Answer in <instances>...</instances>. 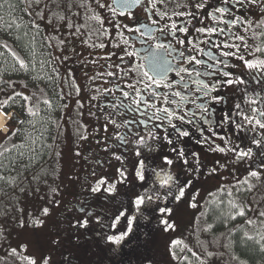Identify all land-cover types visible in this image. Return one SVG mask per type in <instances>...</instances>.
I'll return each instance as SVG.
<instances>
[{"label":"flooded vegetation","instance_id":"1","mask_svg":"<svg viewBox=\"0 0 264 264\" xmlns=\"http://www.w3.org/2000/svg\"><path fill=\"white\" fill-rule=\"evenodd\" d=\"M106 5L109 24L101 19L100 24L108 39L99 46L93 45L95 41L90 45V37L85 35L81 39L90 46L87 69L76 78L71 66L67 67L80 90L75 103H83L80 97L84 94L88 103L82 123L89 114L97 121V131L91 129L94 145L89 144L87 130L82 138L87 147L84 157L90 163L85 177L91 184L88 189H104L106 194L116 189H151L146 199L159 200L163 206L173 199L169 189L175 190L181 183L169 173L170 160L178 166L189 162L207 168L200 156L203 151L219 154L213 161L215 168L209 169L220 178V186L214 189H236L238 183L262 187L264 0H139L127 10L116 7L113 0ZM78 52L75 50V57ZM249 64L255 67L249 68ZM38 87V97L33 93L34 111L43 121H34L32 135L17 143L19 158L34 162L31 169L19 167L16 175L20 176H38L66 146L69 106L54 103L63 113L57 129L55 118L53 123H45L48 114L39 106L45 86ZM49 101L45 100L48 106ZM13 118L22 123L9 124L10 134L28 136L24 118ZM51 127L49 138L45 134ZM159 154L161 162L154 159ZM156 164L164 166L163 173ZM129 171L137 180L127 185ZM168 180H174L173 185ZM228 180L233 181L232 187L226 185ZM133 199L130 191L115 197L75 194L60 220L72 234L70 249L73 244L77 250L66 246L59 255L60 264H80L81 256L101 253L100 249L89 250L93 248L90 242L101 245L118 233L136 242L118 249L116 256L110 254L108 262L134 264L142 257L144 252L136 248L153 223L144 211L140 216L145 222L139 228L135 227L138 212L131 221L125 218ZM85 223L87 227H83ZM79 233L82 239L77 242L74 238Z\"/></svg>","mask_w":264,"mask_h":264},{"label":"rangeland","instance_id":"2","mask_svg":"<svg viewBox=\"0 0 264 264\" xmlns=\"http://www.w3.org/2000/svg\"><path fill=\"white\" fill-rule=\"evenodd\" d=\"M22 1L25 11L17 9V5L12 3L8 13L0 16V75L1 79H13L11 85L5 83L0 89V102H10L7 109H14L4 111L10 118L6 128L0 131V145L10 133L9 124H14V115L22 116L28 128V136L14 132L12 137L16 143L32 135L34 121H43L34 111L37 105L33 93L38 97V84L45 86V90L41 91L46 99L39 105L41 111L48 114L45 123H53L52 119L57 120L63 115L54 106L55 103L69 106L67 116L70 126L64 150L42 171V187L39 175L21 181L11 174L7 178L0 175V264H60V253L66 246L70 249L73 239L70 229L60 219L74 195L93 193L96 197H115L129 191L134 199L125 212V218L131 221L138 212L135 227L139 228L145 222V218L140 216L144 211L148 214V222L153 223V227H148L151 229L149 235L142 236L144 241L141 246L136 244V249L144 254L141 253L142 257L137 258L134 264H264V177L263 186L258 189L244 183H238L236 189H214V186H220V178H215L209 169L215 168L213 161L219 154L215 156L207 151L200 154L201 160L207 161V168H199L189 162L178 166L170 160L172 168L169 173L173 179L179 177L181 183H177V189H169L174 194L171 196L173 199L169 198V203H163V206L159 200L146 199L147 195L149 197L146 193L153 192L151 189H116L110 194H106L104 189H88L91 184L85 181V177L90 163L84 157L87 147L82 138L86 137L87 130L91 139L89 144L93 142L91 129L97 131V121L93 115L85 114L86 125L82 123L83 108L88 103L84 102L85 94L80 97L83 103H75L80 90L67 67L71 66L76 78L87 69L85 60L90 46L81 39L85 35H89L90 45L95 41L93 45L99 46L108 39L107 32L102 29L103 24H100V19L109 24L106 21L107 12H104L106 8L103 7L107 6L108 0ZM75 50L79 51V57L74 56ZM21 63L26 67H20ZM9 64H13V69L8 67ZM49 99L47 103L50 107L45 103ZM30 112L35 115H30ZM56 123L55 128L61 124L60 120ZM51 128L45 134L48 133L49 138L53 135ZM154 159L161 162L162 157L159 154ZM6 164L2 167L6 168ZM155 168L159 171L163 168L161 173L164 172V166L156 164ZM224 171L219 175H223ZM131 175L132 171H129L127 185L137 180ZM167 182L173 185L174 180ZM232 183L228 180L226 185L232 187ZM11 186L12 189H9ZM143 193L146 195L143 196ZM140 200L144 203L138 207ZM212 203H226L230 212L225 213L222 220L216 219V206ZM210 204L213 208L211 218L208 216ZM241 212L244 214L241 215ZM125 224L124 228H127ZM235 234L242 237L240 250L234 240ZM121 236H124L123 233H118L114 239L118 240ZM80 237L82 239L79 233L74 240L79 242ZM112 240H104L101 245L90 242L93 248L89 250L100 249L101 253L81 256L80 264H110V254L116 256L125 246L136 242L129 236L119 244L111 243ZM247 244L259 249V260L256 262L241 256V250ZM76 248L71 244L70 250L76 251Z\"/></svg>","mask_w":264,"mask_h":264},{"label":"trees","instance_id":"3","mask_svg":"<svg viewBox=\"0 0 264 264\" xmlns=\"http://www.w3.org/2000/svg\"><path fill=\"white\" fill-rule=\"evenodd\" d=\"M12 3L17 5V9L23 8L25 11V6H24V3L22 0H0V16L4 15L5 12L8 13V10L11 9L10 5ZM19 45H20V43H19ZM8 50L11 51L10 49H8ZM23 57L25 58V56H23ZM8 67L13 69V64H9ZM1 73H2V71L0 70V74ZM12 80H13L12 78H6V77L1 79V75H0V89L3 88V84H5V83L11 85ZM3 99H5V95L3 96ZM12 135L13 134H9L4 139V142H2V144L0 145V169H2V171H0V175L4 178H7L9 176V174H11L13 177H16L17 181H19V180L21 181V179H24V178L34 177V176H27L26 174L21 175V176L18 174L16 175L17 169L21 168L24 171L26 169H31L34 162H27L26 163V161H24L25 162L24 163L23 160L21 158H19L20 154L17 152V149H16L17 143L13 140ZM41 160L42 159H40V162H39L40 165H41ZM4 163H7L6 168L2 167L3 166L2 164H4ZM41 177H42V172H40L39 176H38V178H39L38 180L40 183L39 185L42 187L43 181L40 180ZM12 187L13 186H11L9 189H12ZM212 204H215V203H212ZM212 204H210L211 207L208 208L209 209L208 216L210 218L212 216L211 214L213 213ZM221 204L222 205L215 204V206H216L215 218L222 220L225 213L230 212V208L228 207V205H226V203H225V205L223 203H221ZM212 219H214V217ZM234 236H235L234 240L236 241V243L238 245V249H239V248H241L239 245H240V239L242 237L239 238L238 234H235ZM245 247H246L245 249L241 250V253H240L241 256H244V257L247 256L249 258V260H251V262H256L257 260H259V253L260 252H258L259 249L257 247H254L252 244H247ZM263 255H264V253L262 254V256Z\"/></svg>","mask_w":264,"mask_h":264},{"label":"snow or ice","instance_id":"4","mask_svg":"<svg viewBox=\"0 0 264 264\" xmlns=\"http://www.w3.org/2000/svg\"><path fill=\"white\" fill-rule=\"evenodd\" d=\"M227 2H228V0H225V3H227ZM221 14L223 15V14H226V13L222 12ZM225 46L227 47V45H225ZM189 62H192V61H189ZM167 63H171V62H167ZM20 67L24 68V67H26V65H24L23 63H21V64H20ZM248 67H249V68H253V67H255V66L249 64ZM145 75H147V73H145ZM241 83H242V81H241ZM156 86H157V87H160L161 85H160L159 83H157ZM17 95H19V94H17ZM125 98H126V97H125ZM12 99H15V97H13ZM24 99L27 100L28 98H27V97H24ZM9 104H10V102H7V103H6V102H0V114H5V113H4V109H5V108H8V107H9ZM204 110L206 111V109H204ZM29 114H30V115H35V113H31V112H30ZM5 115H7V114H5ZM13 122H14V123H22V121H19L18 118H13ZM182 135H186V134H182ZM143 203H144L143 200H140V201L137 202V206L139 207V206H141ZM240 214L243 215L244 213L241 212ZM45 215H47V212H45ZM83 227H87V224L85 223V224L83 225ZM124 239H126V236H121L118 240H112L111 243H113V244H119V243H120L122 240H124Z\"/></svg>","mask_w":264,"mask_h":264},{"label":"water","instance_id":"5","mask_svg":"<svg viewBox=\"0 0 264 264\" xmlns=\"http://www.w3.org/2000/svg\"><path fill=\"white\" fill-rule=\"evenodd\" d=\"M116 7L127 10L133 8L135 4L139 3V0H113Z\"/></svg>","mask_w":264,"mask_h":264},{"label":"bare ground","instance_id":"6","mask_svg":"<svg viewBox=\"0 0 264 264\" xmlns=\"http://www.w3.org/2000/svg\"><path fill=\"white\" fill-rule=\"evenodd\" d=\"M5 113V112H4ZM6 114V113H5ZM0 114V131L5 129L9 121V115Z\"/></svg>","mask_w":264,"mask_h":264}]
</instances>
